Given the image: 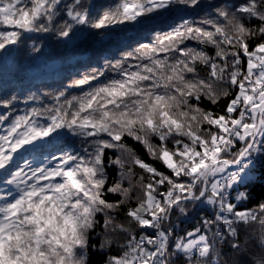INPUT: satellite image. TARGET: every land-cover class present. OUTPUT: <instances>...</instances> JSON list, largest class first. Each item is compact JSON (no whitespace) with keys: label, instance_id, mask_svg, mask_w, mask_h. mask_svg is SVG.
Returning a JSON list of instances; mask_svg holds the SVG:
<instances>
[{"label":"snow or ice","instance_id":"1","mask_svg":"<svg viewBox=\"0 0 264 264\" xmlns=\"http://www.w3.org/2000/svg\"><path fill=\"white\" fill-rule=\"evenodd\" d=\"M0 110V264H264V0H0Z\"/></svg>","mask_w":264,"mask_h":264},{"label":"trees","instance_id":"2","mask_svg":"<svg viewBox=\"0 0 264 264\" xmlns=\"http://www.w3.org/2000/svg\"><path fill=\"white\" fill-rule=\"evenodd\" d=\"M107 2L113 3L114 0H107ZM137 32L138 29L136 28H128L123 33H116L108 38H104L102 43H97L94 46H90L87 43H82L79 54L74 58H70L69 54L64 53L62 50L57 51L53 49L51 47L52 42H48L49 47L45 49L46 56L42 58V61L47 60V67L37 79L32 80L31 82L26 80L25 85L29 86L31 84L37 87L45 85L46 87L43 88L44 91H54L62 80L64 83H68L67 80H64V77L68 76L69 73L75 74L76 68L74 65H76L77 59L87 60L89 57L97 55L99 57H103L104 55H107L108 50H114L117 44L126 43L128 39L135 38L137 36ZM36 42L38 44L44 43V41L41 40ZM28 43L30 46L32 41H29ZM101 63H103V59H101ZM81 71H83V69H81ZM33 90H35V87ZM19 107L23 108V103H21ZM145 158L147 159L146 156ZM157 166L162 167V165L159 164Z\"/></svg>","mask_w":264,"mask_h":264}]
</instances>
